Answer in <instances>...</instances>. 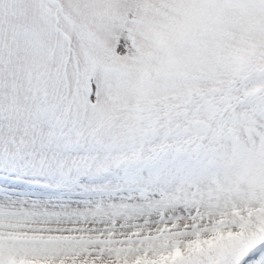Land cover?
I'll return each instance as SVG.
<instances>
[{"label":"snow or ice","instance_id":"6c2138e0","mask_svg":"<svg viewBox=\"0 0 264 264\" xmlns=\"http://www.w3.org/2000/svg\"><path fill=\"white\" fill-rule=\"evenodd\" d=\"M0 264H264V0H0Z\"/></svg>","mask_w":264,"mask_h":264}]
</instances>
